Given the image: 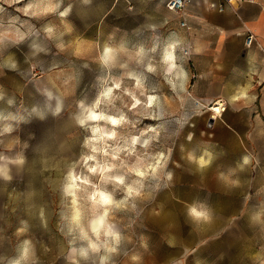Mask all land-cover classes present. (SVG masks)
Returning a JSON list of instances; mask_svg holds the SVG:
<instances>
[{"label":"rangeland","instance_id":"374dc122","mask_svg":"<svg viewBox=\"0 0 264 264\" xmlns=\"http://www.w3.org/2000/svg\"><path fill=\"white\" fill-rule=\"evenodd\" d=\"M143 13L130 0H0V264H264V119L256 160L229 167L213 125L193 119L204 107L181 118L163 91ZM206 142L221 158L195 183ZM99 189L113 202L95 235Z\"/></svg>","mask_w":264,"mask_h":264},{"label":"crops","instance_id":"0c3cea01","mask_svg":"<svg viewBox=\"0 0 264 264\" xmlns=\"http://www.w3.org/2000/svg\"><path fill=\"white\" fill-rule=\"evenodd\" d=\"M130 1L135 7L143 4L148 48L152 41L157 46L158 79L163 91L182 106L181 118L186 105L201 109L214 101H224L227 108L220 118L213 121L203 110L193 119L213 125V150L225 154L229 167L252 164L257 153V121L264 119V0H193L183 13L191 28L188 35L179 27L180 16L167 11L165 0ZM248 32L255 37L250 47L245 46ZM186 44L191 47L187 59L182 54ZM152 54L149 50L148 56ZM152 66L148 64V68ZM166 100L165 94L159 95L160 103ZM192 131L209 141L205 130ZM208 150L206 142L198 149L199 154L191 156L198 166L195 183L208 182L215 173L212 166L221 158L211 160ZM194 205L199 203L189 204L197 214ZM219 213L225 215L226 211Z\"/></svg>","mask_w":264,"mask_h":264},{"label":"built area","instance_id":"2783aa9c","mask_svg":"<svg viewBox=\"0 0 264 264\" xmlns=\"http://www.w3.org/2000/svg\"><path fill=\"white\" fill-rule=\"evenodd\" d=\"M193 0H165V7L167 11L179 15L181 18V21L179 22L180 29H183L186 33V35L190 32V26L186 23L183 13L187 5H189ZM227 2H230L231 0H226ZM219 12L223 11L222 7L218 8ZM253 43H255V37L253 34L248 32V35L246 36L245 40V46L250 47ZM189 45L186 44V47L182 49V54L185 57V59L188 58L190 54ZM227 105L222 100L214 101L206 106H204V109L209 113V117L211 120H215L217 118H220L222 114L226 111Z\"/></svg>","mask_w":264,"mask_h":264},{"label":"bare ground","instance_id":"6f19581e","mask_svg":"<svg viewBox=\"0 0 264 264\" xmlns=\"http://www.w3.org/2000/svg\"><path fill=\"white\" fill-rule=\"evenodd\" d=\"M27 9H29L31 7V4L29 3L27 6ZM41 7V6H40ZM47 9H52L53 6L52 5H48V7H46ZM68 15V8H64L59 14L58 16L64 21V19L67 17ZM60 19V20H61ZM107 51V50H106ZM106 54V53H105ZM171 56V55H170ZM172 58V57H171ZM172 63V62H171ZM169 67V65H168ZM137 80V78H136ZM138 81V80H137ZM152 100L153 98L152 97H148V103L151 104L152 103ZM149 107V106H148ZM150 108V107H149ZM101 118V117H100ZM112 119V118H111ZM218 119V118H217ZM100 119H99V116H98V119H97V122H99ZM115 125H116V121L113 119L112 120V123L110 124V130L106 132V135H107V138H111L110 135L112 134V129L115 128ZM113 136V135H112ZM148 165V164H147ZM152 170H156L155 167L152 168ZM91 172V171H90ZM94 172V171H93ZM96 172V171H95ZM135 173H136V176H139V178H144V174H145V170H141L139 168H137L135 170ZM70 186L73 188L74 186H76V184L72 183L70 184ZM73 190V189H72ZM73 192V191H72ZM74 194V193H72ZM76 194V193H75ZM97 194H98V197H94L93 196V207L95 208V205L96 203L98 202L99 203V206L102 207V212L97 214V216L93 219V222H92V229L94 230V233L95 235L98 233L99 231V227H100V224H101V218H102V215H105L107 210H108V206L113 202L111 196L103 189H99L97 190ZM74 196V195H73ZM73 219L79 224V217H80V208L77 206V202H76V199L74 198L73 199ZM117 205V204H116ZM194 211V210H193ZM201 213V212H200ZM197 214H199V211L197 212ZM86 235V234H85ZM91 242V241H90Z\"/></svg>","mask_w":264,"mask_h":264},{"label":"snow or ice","instance_id":"6c2138e0","mask_svg":"<svg viewBox=\"0 0 264 264\" xmlns=\"http://www.w3.org/2000/svg\"><path fill=\"white\" fill-rule=\"evenodd\" d=\"M195 214V213H194Z\"/></svg>","mask_w":264,"mask_h":264}]
</instances>
